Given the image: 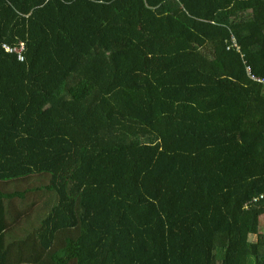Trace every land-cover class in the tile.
<instances>
[{
	"label": "trees",
	"instance_id": "1",
	"mask_svg": "<svg viewBox=\"0 0 264 264\" xmlns=\"http://www.w3.org/2000/svg\"><path fill=\"white\" fill-rule=\"evenodd\" d=\"M262 216L264 0H0V264H264Z\"/></svg>",
	"mask_w": 264,
	"mask_h": 264
},
{
	"label": "built area",
	"instance_id": "2",
	"mask_svg": "<svg viewBox=\"0 0 264 264\" xmlns=\"http://www.w3.org/2000/svg\"><path fill=\"white\" fill-rule=\"evenodd\" d=\"M3 47L8 52L16 53V57H17L18 60H20V61L23 60V51H22L23 47H24L23 43H20V46L19 47H15V48H12L11 46L6 45V44H3ZM248 67L249 66L247 65L246 68L249 69ZM248 73L250 74L251 78H254V79L258 80V81H263V79L261 77H258L256 75L251 74L250 71Z\"/></svg>",
	"mask_w": 264,
	"mask_h": 264
},
{
	"label": "rangeland",
	"instance_id": "3",
	"mask_svg": "<svg viewBox=\"0 0 264 264\" xmlns=\"http://www.w3.org/2000/svg\"><path fill=\"white\" fill-rule=\"evenodd\" d=\"M24 202H29V200L23 201V203ZM38 217H40V216L34 214V216L32 217L31 221L33 223L36 222L35 224H37V219L36 218H38ZM27 226H28V224H27ZM260 231H264V216L261 217ZM16 232L19 233V234L21 233V231H19L18 229L16 230ZM255 238H256V235H251L249 239L253 241V240H255Z\"/></svg>",
	"mask_w": 264,
	"mask_h": 264
}]
</instances>
